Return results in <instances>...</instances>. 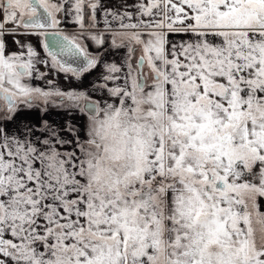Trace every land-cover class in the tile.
I'll return each mask as SVG.
<instances>
[{"label":"snow or ice","instance_id":"1","mask_svg":"<svg viewBox=\"0 0 264 264\" xmlns=\"http://www.w3.org/2000/svg\"><path fill=\"white\" fill-rule=\"evenodd\" d=\"M0 264H264V0H0Z\"/></svg>","mask_w":264,"mask_h":264}]
</instances>
